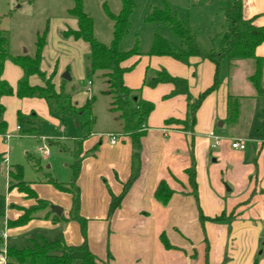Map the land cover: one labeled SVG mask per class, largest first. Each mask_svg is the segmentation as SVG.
I'll return each instance as SVG.
<instances>
[{"label": "crops", "instance_id": "0c3cea01", "mask_svg": "<svg viewBox=\"0 0 264 264\" xmlns=\"http://www.w3.org/2000/svg\"><path fill=\"white\" fill-rule=\"evenodd\" d=\"M243 13L246 19L253 18L256 26L264 27V0H244ZM256 55L264 59V43L256 49ZM175 62L167 61L163 67L173 76L188 79L194 97L213 85L215 66L211 61L192 58L189 70ZM225 65L226 77L221 88L206 97L194 125L189 124L186 130L166 123L170 119H186L185 96L165 98L172 91L169 84L142 89L141 98L153 103L155 108L147 121V134L142 139L141 173L110 219L112 195L121 194L131 176V139L118 136V142L112 144L108 138L97 134L84 141L81 174L77 182L81 195L80 214L87 219V242L99 264H255L258 238L264 232V226L261 227L264 205L246 213L243 208L240 212L238 202L229 203L226 194L231 190L226 191L222 181L224 173L233 180L240 178L242 186L238 192L242 199L246 198L258 183L253 180L256 170L253 164L259 161L263 166L260 182L264 187V132L260 133L253 124L257 133L248 135L241 126L245 121L244 103L252 102L253 120H256L262 115L264 118V99L256 98L249 80L255 71L254 60H238L231 67ZM23 76L20 66L11 61L5 63L2 78L14 90ZM142 77L140 71L137 76L126 73L125 84L131 89H140ZM32 80V85L42 84L37 83V78L34 79L36 82ZM62 80L60 86L54 80L57 89L64 87ZM262 83L264 86V63ZM230 95L239 98L241 104V115L235 124L226 121ZM29 100L42 99H19L13 95L2 97L1 104L6 113V107L15 102L14 110L23 115L20 110L22 106L30 105ZM116 123L121 130V122ZM228 124L235 127L227 133L217 132V127L223 129ZM119 131L108 133L117 135ZM213 135L222 138L217 149H211ZM232 139L246 143V150L232 149ZM192 153L196 162L198 199L192 193L186 173L192 164ZM162 181L174 192L167 205L155 198ZM58 192L53 203L62 208L61 216L65 220L54 222L53 215L43 212L20 227H11L8 222L19 219L23 214L21 209L29 208L35 201H25L22 205L6 198L8 212L0 217L4 226L0 232V264H6L3 254L8 248L23 249L39 238L50 242L63 239L73 246L84 242L79 223L71 218L72 194ZM223 213L226 216L234 214L235 218L221 222L201 221V214L214 219ZM163 236L171 248L165 247Z\"/></svg>", "mask_w": 264, "mask_h": 264}, {"label": "rangeland", "instance_id": "374dc122", "mask_svg": "<svg viewBox=\"0 0 264 264\" xmlns=\"http://www.w3.org/2000/svg\"><path fill=\"white\" fill-rule=\"evenodd\" d=\"M83 1L86 13L94 21L95 38L102 44L111 45L113 22L105 9L107 7L112 13L118 14L122 8L121 0ZM226 1L136 0V8L129 19V30L121 41L120 49L123 52H129L138 42L141 55L127 60L125 65L128 67L135 64L128 74L137 76L139 71L143 74L140 89H136L139 90L137 93L140 96L142 89L148 87L144 86L146 76H152L154 70L165 69L169 72L166 67H163L164 64L167 61L176 63L171 57L151 56L149 54L155 35L160 34L169 41L179 44L177 38L171 34L167 27L147 21L152 11L155 8L163 9V2H166L171 11L179 18H188L191 28L197 35L200 49L203 52H209L214 46L219 47L220 39L217 38V35L227 30V22L223 12ZM73 5L72 0H0V28L5 31L8 39V53L14 57L34 56L38 36L43 35L47 30L46 46L42 53V71L48 76L55 73L54 80L58 85L63 75L66 72L69 73L71 80H62L65 83L63 91L71 95L72 103L82 107L90 98H94L92 110L82 113L80 117V121L86 124L84 128H79L73 118L62 117L61 111L56 110L54 103L29 100L30 103L28 104L30 105L22 106L20 110L24 116L22 123H19L18 112L14 110L17 104L14 102L6 107L4 119L8 125L7 137L0 135V217L8 212L6 198H11L14 204L33 201L27 199L17 189L9 190L10 186L15 184L12 176H10L11 172L16 173L18 167L22 168L23 180L30 183L32 188L34 187L38 197L51 203V207H59L53 203L57 200L55 197L59 190L49 183V180H54L63 185L70 183L74 163L73 153L77 148L76 137L80 135L87 137L97 134L105 135L110 134L108 132L120 130L116 123L119 121L117 120L119 114L110 110L112 97L106 94L108 85L102 77V73H96L92 78L87 77V69L90 64L88 44L81 40L76 41L64 37V31L77 27L76 19L68 14V10L73 8ZM7 62L10 63V60ZM226 63L221 64L219 75L221 85L226 77ZM214 66L216 73V65L214 64ZM184 69L189 70L191 66H185ZM36 78L33 77L32 82H36L34 80ZM89 81L92 82L90 91H88ZM37 83L40 84L42 81L37 80ZM61 102L70 107L71 101ZM243 113L245 121L241 126L245 134L257 133V127L260 133L264 132L263 115L260 119L253 120L255 111L252 102L246 101L244 103ZM33 114H37V116ZM253 124H256L255 129L252 128ZM18 125L21 126L20 131L17 129ZM234 127L229 124L223 129L217 127V132L220 134L226 131L227 133ZM120 131H122V122ZM42 147H45V151L49 152V156L41 150ZM253 165L256 169L253 180H257L258 183L255 184L252 193L244 199L238 192L239 187L242 186L241 179L233 180L231 177L227 178L226 173L223 175V187L226 191L231 190L226 194L228 201L229 203L238 202L237 208L240 212L243 208H245L244 212L246 213L258 209L261 204L264 205V187L260 182L263 166L259 161ZM260 196L262 199H259ZM53 207L41 210L38 214L48 213ZM37 216L39 217V215ZM262 226H264V221L261 223ZM3 227L1 219L0 232H2ZM258 242L259 247L255 250L257 251L255 264H264V232L258 238Z\"/></svg>", "mask_w": 264, "mask_h": 264}, {"label": "trees", "instance_id": "16d2710c", "mask_svg": "<svg viewBox=\"0 0 264 264\" xmlns=\"http://www.w3.org/2000/svg\"><path fill=\"white\" fill-rule=\"evenodd\" d=\"M73 8L68 10L69 16L77 21L76 29H67L64 31L65 38L81 40L88 44L90 50V64L87 69V77L92 78L96 73H102L104 80L108 85L107 95L112 97L111 112L118 113V119L122 122V131L118 136H126L132 143V172L128 182L118 196L112 195L109 206L108 219L120 207L122 200L128 193L132 185L139 178L141 173V149L142 139L148 131L147 121L155 106L153 103L144 100L138 94L139 90L129 88L125 84V74L131 71L134 65L125 66V62L134 56H140L138 42L129 52H123L120 44L129 30V19L136 8V0H121L122 8L118 14L112 13L106 7V13L113 22V41L107 46L99 42L94 35V21L86 13L83 0H72ZM163 9L155 8L148 16L147 21L153 22L169 29L171 34L177 38L179 44L169 41L160 34L154 37L153 45L150 51L151 56L171 57L177 62L190 66L191 59L198 57L202 60H209L216 65V73L213 85L202 92L198 97L191 94L189 82L186 78L173 76L167 70H154L152 76H146L144 86L155 88L160 84H169L172 91L165 98H171L183 95L187 99L186 119H170L166 123L168 126L176 125L182 130L187 126L194 125L196 114L201 107L202 102L207 96L217 91L221 85L220 72L221 64L227 62L231 67L238 60H254L255 71L249 77L251 84L256 91V98L264 99V86L262 83L264 59L256 55V49L264 43V27H258L254 24V19H246L243 13L244 0H227L223 9L227 22V30L218 34L220 45L214 46L209 52H203L197 42V35L191 28L188 18H179L171 11L166 2ZM11 15V14H9ZM47 30L43 35H39L36 42V52L34 56L24 55L14 57L8 53V39L5 31L0 28V135L6 136L8 131L7 122L4 119L5 108L1 104V98L5 96L16 95L19 99H42L48 103H54L56 110L61 111L62 117H70L75 120L79 128H84L86 124L80 121L82 113L91 111L94 104V98H90L87 103L80 107L72 103L71 95L63 91V87L56 88L54 75L48 76L42 71V53L46 46ZM10 60L20 66L24 71L23 78L19 81L17 89L14 90L11 85L3 80V71L5 63ZM37 77L42 81L41 85H32L30 80ZM138 92V93H137ZM69 100L70 107L64 105L61 101ZM228 116L226 121L229 124L238 122L241 115V104L239 98L229 96L227 101ZM19 123L24 121L22 113L18 114ZM87 136L80 135L76 137L77 148L73 153L74 163L72 165V178L69 184L63 185L54 180H49L59 191L67 192L73 196L72 219L77 221L81 228V234L84 242L79 246L68 245L63 239L53 242L44 238L33 240L31 245L23 248H8L6 250V264H99V260L89 249L87 242V219L80 214L81 195L77 185L82 168L83 143ZM192 156L191 167L186 171L193 194L198 199L197 181H196V162L194 154ZM10 176L15 184L11 189H17L24 194L27 199L34 200L35 204L29 208H22V216L9 221L11 227H20L28 224L36 217V214L51 207V203L40 199L31 187L30 183L23 180L22 168L18 167L16 173L11 172ZM173 191L166 182L162 181L156 192L155 198L163 205H167L173 196ZM53 215L54 222L65 220L63 216L56 215L52 210L48 212ZM234 214L226 216L222 214L214 219H208L201 214V221L206 220L221 222L234 219ZM162 241L166 248H171L169 242L163 236ZM208 264V263H207Z\"/></svg>", "mask_w": 264, "mask_h": 264}, {"label": "built area", "instance_id": "2783aa9c", "mask_svg": "<svg viewBox=\"0 0 264 264\" xmlns=\"http://www.w3.org/2000/svg\"><path fill=\"white\" fill-rule=\"evenodd\" d=\"M91 86H92V82L89 81L88 82V87H89L88 91L91 90ZM20 130H21V127H18V131H20ZM101 136L108 138L112 144H116L118 142V138H119L118 135H115V134H105V135H101ZM5 137H7V136H5ZM211 139H212L211 149H217L222 142V138L219 136L213 135V136H211ZM231 148L234 150H238V151H244V150H246L247 145H246V143H244L241 140L232 139L231 140ZM41 150L43 152H45V154L47 156L50 155L48 151L47 152L45 151V147H42ZM5 256H6V251L3 254V257H4L3 259H5Z\"/></svg>", "mask_w": 264, "mask_h": 264}, {"label": "water", "instance_id": "95a60500", "mask_svg": "<svg viewBox=\"0 0 264 264\" xmlns=\"http://www.w3.org/2000/svg\"><path fill=\"white\" fill-rule=\"evenodd\" d=\"M62 78H63L64 80H66V81H70V80H71V77H70V75H69L68 72H66V73L63 75ZM52 211H53L56 215H58V216H61L62 213H63V210H62V208H60V207H53Z\"/></svg>", "mask_w": 264, "mask_h": 264}]
</instances>
